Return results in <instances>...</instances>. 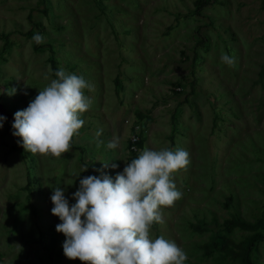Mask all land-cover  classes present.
Returning <instances> with one entry per match:
<instances>
[{"label": "rangeland", "instance_id": "rangeland-1", "mask_svg": "<svg viewBox=\"0 0 264 264\" xmlns=\"http://www.w3.org/2000/svg\"><path fill=\"white\" fill-rule=\"evenodd\" d=\"M199 1L0 0V264H83L63 253L53 188L75 203L80 179L115 177L145 147L190 158L173 174L182 198L151 235L175 241L185 264H240L224 247L251 231L222 223H254L264 206V10L261 0H206L197 11ZM60 68L83 75L93 104L70 151L32 154L12 135L14 113ZM251 259L264 264V242Z\"/></svg>", "mask_w": 264, "mask_h": 264}, {"label": "clouds", "instance_id": "clouds-1", "mask_svg": "<svg viewBox=\"0 0 264 264\" xmlns=\"http://www.w3.org/2000/svg\"><path fill=\"white\" fill-rule=\"evenodd\" d=\"M32 40L40 44L44 37L36 33ZM220 59L229 67L235 64L226 53ZM55 77L25 109L14 113L12 135L32 154L60 157L70 151L73 137L85 123L81 116L93 104L85 94L93 86L83 75L60 68ZM6 119L0 116V128ZM101 134L98 130L96 137ZM96 143L99 147L104 142L97 139ZM119 143L113 137L107 148L116 149ZM189 164V153L182 148L145 147L115 177L101 172L80 179L72 194L75 203L70 204L64 189L55 186L51 213L61 221L56 231L65 236L64 255L83 264H185L186 252L163 235L153 237L151 228L153 223H164L163 207L182 198L173 174Z\"/></svg>", "mask_w": 264, "mask_h": 264}, {"label": "trees", "instance_id": "trees-1", "mask_svg": "<svg viewBox=\"0 0 264 264\" xmlns=\"http://www.w3.org/2000/svg\"><path fill=\"white\" fill-rule=\"evenodd\" d=\"M206 0H200L198 2L197 11H199L201 6L207 5ZM200 4V5H199ZM261 6L264 10V0H261ZM54 64V62H52ZM177 83H174L176 85ZM173 93L179 94L181 92V87L178 85L173 88ZM31 191L26 194L27 200L30 199ZM35 211L33 208L31 209ZM241 228L244 230L251 231L241 242H234L228 238V245L225 248V251H229L230 257L232 259H238L240 264H257L251 259V253L256 247L258 242H264V206L261 209L259 217L254 223L251 221L245 220L239 217L237 214H233L230 218H227L222 223V228L226 232H231L234 228ZM196 230L204 231L203 227L195 225ZM229 244L233 247L228 248Z\"/></svg>", "mask_w": 264, "mask_h": 264}, {"label": "built area", "instance_id": "built-area-1", "mask_svg": "<svg viewBox=\"0 0 264 264\" xmlns=\"http://www.w3.org/2000/svg\"><path fill=\"white\" fill-rule=\"evenodd\" d=\"M136 139H137V136H135V135L131 136V140L133 141V143L136 141ZM132 147L134 148V146H132Z\"/></svg>", "mask_w": 264, "mask_h": 264}]
</instances>
